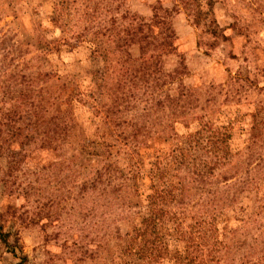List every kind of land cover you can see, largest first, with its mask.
I'll return each instance as SVG.
<instances>
[{"label":"rangeland","instance_id":"1","mask_svg":"<svg viewBox=\"0 0 264 264\" xmlns=\"http://www.w3.org/2000/svg\"><path fill=\"white\" fill-rule=\"evenodd\" d=\"M152 177L172 257L264 264V0H0V264H144Z\"/></svg>","mask_w":264,"mask_h":264},{"label":"trees","instance_id":"2","mask_svg":"<svg viewBox=\"0 0 264 264\" xmlns=\"http://www.w3.org/2000/svg\"><path fill=\"white\" fill-rule=\"evenodd\" d=\"M201 131H197L195 132V134L190 135L189 138H187L186 149H182V148L174 149L173 154H172L174 163H176L177 164L176 166L178 167L183 166V164H185L186 162L185 161L186 154L184 153L191 152L193 154L191 157L192 158L191 161L185 164V167L187 169H191V173L193 175L191 178V181L188 183L189 184L188 189L195 190V192L199 195H202V193L207 191V189L204 188V186L207 185V181L205 177H203L200 174V170H198V167H197L198 165H196L195 163L196 161L195 154L198 153V151H201L202 149H205V151L208 150V148L206 149V147H202L200 145V141L202 140ZM210 138L213 139V137H210ZM124 146L127 147L128 144H124ZM134 149H132V151H134ZM209 152L211 153V150H208V153ZM156 161H158V159ZM216 162L220 163V161H216ZM154 164H152L153 167L155 166ZM134 170H136V168H134ZM110 176L111 175H109V177ZM126 177L127 176H125L124 178ZM151 182H152L151 194L147 197V201H148L147 211L145 215L141 217L139 224L133 228L130 241H127V242L125 240L123 241L121 237L119 236L118 231L116 229H115L116 230L115 232L117 235H115V233L112 234L113 243L114 241H116L124 245L122 248V251L121 252L119 251L117 255L123 258L124 256L125 257H135V258H138V260H142L144 264H171V263L172 264H195L193 263L194 258H190V261L185 262L186 259L181 257L179 253H176L173 257L170 255V251L168 250L169 245H167V242L164 241V238L168 236L167 228L165 225L167 223L168 217H165L166 214L161 209H158L157 207L158 200L161 201L164 197H167L169 195V192H170L169 187L168 185H166V187L165 186L162 187L163 190H160L159 187L155 186L156 181L153 177L151 179ZM186 184L187 183L185 182L178 183L177 184L178 188H175V190L179 191L182 187H185ZM164 204L166 203L164 202ZM200 239H203V237H200ZM189 241L192 242L193 237H191ZM187 248H188V245H187ZM227 249L228 247H226V250ZM165 257H168V259H165ZM202 261L203 260H201L197 264H202L204 262ZM217 261L218 260L215 257L212 258V262H217ZM203 264H206V263L204 262Z\"/></svg>","mask_w":264,"mask_h":264}]
</instances>
